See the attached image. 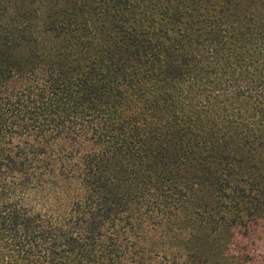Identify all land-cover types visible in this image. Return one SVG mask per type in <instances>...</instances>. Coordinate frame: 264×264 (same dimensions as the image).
Returning a JSON list of instances; mask_svg holds the SVG:
<instances>
[{"label":"trees","instance_id":"obj_1","mask_svg":"<svg viewBox=\"0 0 264 264\" xmlns=\"http://www.w3.org/2000/svg\"><path fill=\"white\" fill-rule=\"evenodd\" d=\"M259 224L264 0H0V264H254Z\"/></svg>","mask_w":264,"mask_h":264},{"label":"rangeland","instance_id":"obj_2","mask_svg":"<svg viewBox=\"0 0 264 264\" xmlns=\"http://www.w3.org/2000/svg\"><path fill=\"white\" fill-rule=\"evenodd\" d=\"M233 247L252 263H261L264 259V226L259 224L237 231Z\"/></svg>","mask_w":264,"mask_h":264}]
</instances>
